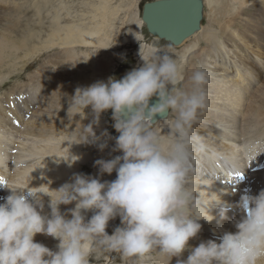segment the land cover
<instances>
[{"label": "bare ground", "instance_id": "obj_1", "mask_svg": "<svg viewBox=\"0 0 264 264\" xmlns=\"http://www.w3.org/2000/svg\"><path fill=\"white\" fill-rule=\"evenodd\" d=\"M137 1H81V14H75L74 19H65V23H61V19L64 18L63 15H54L57 24L54 20L49 22L46 38L40 42V45H37L33 44L32 41L36 34L28 28V25L27 32L22 33L23 35L17 38H11L12 33L10 31L13 29L9 26V22H13V20L10 17H16V13L23 11V9L27 10L30 2H34L35 11H44L51 0H2L5 6L0 4V14H2L0 15V82L3 83L6 75L1 70L4 66H10L16 62V59L19 58L18 50L23 47L26 48V51H30L35 48L58 46L71 49L66 54L73 55L75 59L81 55H83L81 58L86 57L88 60L96 58V61L93 60L95 66L92 65L93 68H91L94 69V74L97 76L93 82L84 79L83 76L77 80V75L74 78L76 80L72 81V75L67 74L69 79L72 78L70 82L65 78L59 80L58 83L61 85H58L61 87L55 89L57 83L52 85L48 82L50 79L48 73H39L40 71H38L34 73V76L30 74L31 76L26 78H31V82L24 83L26 82L24 81L7 91V93L10 92V96H13L9 97L11 100L6 105H0V197L5 199L11 194V190L2 184L6 182L9 187L14 188L26 187L28 184L29 187H40L55 198L56 189L65 183L73 182L74 174H83L84 168L86 169L83 167L84 161L91 157L89 155L90 149L86 150L88 152L84 151L86 145L89 146L91 143L79 142L77 139L84 126L92 125L94 127V132L100 137L99 143L108 145L111 142L106 140L105 135H102L106 132V128L102 124L104 111L99 115V126H95L93 121L97 117L91 107L89 109V106L86 107L84 112L83 109H80L81 115L76 114L75 116H73V110L69 109L68 111V108L78 87L86 88L96 83L99 81V75L102 74V71H108L114 60L122 62L127 59L129 54H132L128 50L118 51L116 46L108 47L111 46V42L112 44L117 43L119 38L114 28L120 19L121 12L125 13V18L129 17L127 14ZM202 1L205 5L211 6L213 12H221L224 8V3L220 5V0ZM238 1L243 5L248 3H245L244 0ZM251 3L255 5L256 9L253 10L252 17L255 21L252 23L249 21V24L255 25L256 31H250L249 34L246 33L248 27H242L238 22L239 18L230 17L228 11L224 15L227 22L216 32V28L213 27L220 24V21L218 20V23L216 19L219 16H214L212 24L209 22L208 25H205L203 23L204 6L200 29L180 44H173L157 34L151 33L154 41L180 49L178 51L180 60L185 59L186 65L184 91L190 92L192 90L193 85L190 78L194 71L202 69L208 73V83L205 85L208 107L198 114V121L193 124L191 133L206 145L207 153L205 155L193 153L191 162L195 171L191 176V181L193 189L198 190L194 193L195 196L198 197L199 191H201L202 198L211 199L217 195L220 202H212L208 209L210 214L215 217L212 221L209 222L204 219L198 221L202 228L196 237L189 240L192 247L209 239L220 242V237L224 232L235 233L238 230L236 223L244 217L243 208L240 205L241 198L245 195H252L253 191L258 192L257 195L264 191V55L261 56L262 51L256 43L259 38L264 36V0H250L249 4ZM67 5V3H61V9L68 12L71 7ZM143 6L139 25L141 28H147L143 20ZM243 11L244 9L239 13V17L243 16ZM34 16L41 20L40 27L44 26L42 25L44 24L42 18L45 15L42 17V15L35 14ZM243 19L247 22V17H243ZM16 23L18 22L16 21ZM122 24L124 25L125 22ZM139 36L141 35L135 34L132 38ZM139 40L142 41V39ZM83 48L91 51H83ZM93 49L104 50L105 52L99 53L102 55L99 56V59L98 55L93 58ZM142 49L144 48L141 46L140 50ZM32 53L34 52L32 51ZM134 53L139 54L136 51ZM152 53L149 50L147 55L151 56ZM169 55L175 61L176 53ZM261 57L262 60H259ZM138 62L139 65L136 69L145 63L143 60ZM98 70L100 72H97ZM238 77L243 80V85L238 83ZM63 82H67V84L62 86ZM244 83H246L245 87ZM51 85H55V87L51 89ZM180 85L179 82L177 86L180 87ZM15 94L23 98L16 99L17 95L14 96ZM56 94L67 101L68 104L63 107L64 109L52 101L51 97ZM174 119L175 113L169 110L166 119L157 120L152 127L158 129L162 136L168 137L170 131L168 121ZM113 122L116 123L114 116ZM107 150L98 148V159H113L111 155L107 154L109 152ZM75 156L78 159L71 163L76 158ZM98 159H95L93 163ZM234 162L237 165H234ZM233 165L238 168L234 169ZM92 173L94 174L93 177L98 179L105 174L103 176L100 174L98 166ZM32 190L37 191L38 189L33 188ZM41 197L44 203L43 213L50 212V197L47 194H41ZM59 207L61 213L65 214L67 219H71V213L67 210L74 208L75 202L68 205L61 204ZM221 207L228 209L227 218L223 220H220L219 215ZM84 212L82 210V215ZM34 240L45 246L48 245V248L49 245H53V238L45 234H36ZM189 251L186 249L181 256H173L170 264H177L178 260H186ZM152 255L155 264H167L168 258L166 256L157 252ZM133 259L137 263V259ZM144 261L149 263V260Z\"/></svg>", "mask_w": 264, "mask_h": 264}, {"label": "clouds", "instance_id": "obj_2", "mask_svg": "<svg viewBox=\"0 0 264 264\" xmlns=\"http://www.w3.org/2000/svg\"><path fill=\"white\" fill-rule=\"evenodd\" d=\"M160 52L164 54L154 51L148 59L142 58L143 66L123 78L110 77L106 83L78 88L71 98L68 111L72 109L73 116L91 106L97 117L94 122H98L100 113L113 110L114 127L120 133L113 151L123 155L98 159L95 165L101 175L115 170L114 181L74 174L73 182L56 189L55 198L40 187L14 188L2 183L11 194L0 203V264H90L95 247L138 259L157 252L168 258L167 264L186 249L190 250L187 259L177 264H264V191L241 198L247 214L236 223L235 233L224 232L220 242L209 239L195 247L189 244L201 231L198 221L215 218L208 210L212 202H220L217 195L202 198L201 191L195 196L198 190L191 181L193 153H207L206 145L191 133L198 114L208 107V73L194 71L190 92L174 90L178 67L167 52ZM154 95L160 102L149 108ZM168 110L175 113V119L168 121L169 136L164 137L152 127L153 118L167 113L166 119ZM77 139L96 143L100 137L88 125ZM106 146L98 144L100 150ZM41 194L50 197V216L42 214ZM72 202L75 207L67 210L71 213L67 219L59 206ZM82 210L95 212L85 222ZM227 211L221 207L220 220L227 218ZM117 216L122 226L109 235L108 222ZM38 233L57 239L58 250L35 242Z\"/></svg>", "mask_w": 264, "mask_h": 264}, {"label": "rangeland", "instance_id": "obj_3", "mask_svg": "<svg viewBox=\"0 0 264 264\" xmlns=\"http://www.w3.org/2000/svg\"><path fill=\"white\" fill-rule=\"evenodd\" d=\"M61 1H63V2H61ZM65 1H67V2H65ZM81 1H85V0H51V3L50 4L48 3V5L46 6V10H44V11L42 10L41 12L35 11L34 2H30L29 5L27 6V8L29 7L27 10L23 9V11L16 13V17H13V16L10 17L14 22V23L9 22V26L12 27V29H13L10 31V33H12L11 38L12 39L17 38V37L23 35L25 32H27V30H28L27 25H28V28L31 29L36 34V36L33 38L34 40L32 39L33 44H37V45L39 44L40 45V42L43 41V39L46 38V36H47V31H48V27H49L47 25H49V22L51 20H54L55 24H57V20L55 18L56 16L55 17H53V16L54 15H63L64 18L61 19V23H65V21H66L65 19H69V20L71 18L74 19V16H76L77 14H81V12H80L82 9L81 8L82 7ZM146 1H152V0H138L137 2H135L133 8L127 14L129 17L125 18V13L121 12L120 19H123V20L119 19L116 22V25L114 28L116 33H118L119 38L117 40V43L114 42L112 44V42H111V46L108 48H113L116 46L117 47L116 50H118V51L128 50V52H130L132 54H129L127 59L122 61V62L114 60L110 65L111 67L108 68L109 69L108 71H105V72L102 71V74L99 75L98 80L106 83L110 77H113L116 79H121L128 72L132 71L134 68L136 69V67H138V65H139V64H137V62L143 60L142 59L143 57H144V59H146L147 57H150L149 55H147V52L149 50H151L152 52H154V51L158 52V55H163L164 53L160 52V51H164V52H167L168 54H171V55L172 54L175 55V53H176L175 63L177 62L176 65H177V67L179 66L178 70H179V77L180 78L177 80V83H176V85L173 86V88H174V90H177V91H181V90L184 91L183 86H184V79H185V74H186V71H185L186 65H185V59L182 61L180 60L181 57H180V53L178 52V51H180V49L172 47L166 43L154 41L153 36L151 35V33H149L147 31V28L146 27L141 28V26L139 25V22L141 19L142 6ZM244 1H245V3L248 2L247 5L241 4L240 1H238V0H223V1L220 0V3H221L220 5H222L224 3V5H223L224 8L221 10V12H219V11L213 12L211 9V6L209 7V6H207V4L206 5L204 4L205 16L203 15V17H204L203 23L205 25H208L209 22H210V24H212L214 21V16H219V17H216V19H217V21L218 20L220 21V24L213 27L214 29L216 28V32H217L218 31L217 29L221 28V26L225 25L224 23L227 22V20L224 19V15L229 12L230 17L239 18L238 22L242 27H248L246 30L247 31L246 33L249 34L250 31L255 32L256 31L255 25L249 24V21L251 23L253 21H255L254 18H252L254 11L256 10L254 7L255 5H252V3L249 4L250 0H244ZM0 2H1L0 4L2 6H5V3L2 2V0H0ZM61 3H65V4L67 3L68 4L67 6L71 7L68 10V12H67V10L63 11L61 9ZM59 5H60V7H59ZM32 6H33V8H32ZM244 6H245V8H244ZM246 6L249 8H247ZM242 9H244V11L246 13L243 11V16L239 17V13L241 12ZM233 11H235V12H233ZM36 12L39 15H42V17L45 15L42 18V20H43L42 22L44 23V24H42V25H44L42 27H40V24H41L40 21L41 20L39 19V17L34 16L35 14L38 15ZM250 13H251V16H250ZM0 15H2V14H0ZM51 17H53V18H51ZM243 17L244 18L247 17V20H246L247 22H245L244 19L242 20ZM16 21L18 23H16ZM83 21H86V20H83ZM219 21H218V23H219ZM123 22H125L124 25L122 24ZM242 22H245L244 23L245 25ZM45 23H46V25H45ZM14 24H15V26H14ZM240 25H239V27H240ZM135 34L137 36L138 35H141V36H139L137 38H132L133 35H135ZM139 39H142V41H140ZM121 42H123V43H121ZM256 43H258V48L262 51L261 56L263 57V55H264L263 54L264 53V36L261 39L259 38ZM115 44H117V45H115ZM241 45H242V43H241ZM141 46L144 49L140 50ZM241 47L244 48V46H241ZM39 49L40 48H35L34 50L31 49L30 50L31 53H30L29 50L26 51L25 47L20 48L18 50V54H17L19 56V58L16 59V62L11 64L10 66L6 65L8 67H6V66L3 67L1 72L5 73L6 75H5V79H4L3 83L0 82V101L2 100V102H0V105H6L11 100L9 97L13 96V95L10 96L11 95L10 92L7 93V91L12 89V87H15V86L23 83L24 81H26L24 83L31 82V80H30L31 78H29V79H26V78H28L32 74H33L32 76H34V73H36L38 71H40L39 73H48V78H50V79H48V82L50 84L53 85V84H55V82L57 83V84H55L56 87H55V85L54 86L51 85L52 86V87L50 86L51 89L53 87H55V89L60 88L61 86H59V85H61V84H59L58 81L64 80V78H65V80H68L70 82V79H72V78H73L72 79V81H73L76 79L78 80L79 77L83 76L84 79H86L90 82H93L95 79V76H97L94 74V69H92L93 68L92 65H94V61H96L95 56L98 55V59H99V56L101 57L102 56L101 54L105 52L104 50L98 51L96 49H93L92 54L94 55L93 58H95V59L88 60V59H86V57L81 58L83 56V55H81V56L77 57L78 59L79 58L80 59L78 60L76 58L77 59L76 60L73 57V55H70L69 53H68L69 55L66 54V52L68 50H71V49H67V48L64 49V48L58 47V46H53V47L49 46L48 48L47 47L41 48L40 51H39ZM77 50L80 51L79 49H77ZM88 50L89 49L83 48V51H88ZM28 51H29V53H28ZM32 51L34 53H32ZM89 51H91V50H89ZM135 51L138 52L139 54L134 53ZM96 52H98V53L96 54ZM99 53H101V54H99ZM177 53H179V54H177ZM262 57H261V59L259 58V60H262ZM138 63H140V62H138ZM97 72H100V71L98 70ZM81 73H82V75H81ZM67 74H70V76L72 75L71 76L72 78L70 77V79H69V76ZM76 75H77V78L75 77ZM74 78H76V79H74ZM240 79H241L240 77L237 78L238 83L243 85V80L242 79L240 80ZM179 82L181 84L180 87L177 86V84ZM63 84H67V82L66 83L63 82L62 86H63ZM245 84L246 83H244V87H245ZM167 87L170 90L172 88V85L169 84ZM6 94H8V95H6ZM16 95L17 94H15L14 96H16ZM56 95L51 97L53 100L52 99H50V100L55 101L57 103V106H61L60 108L64 109L63 107L68 104L67 101L64 100V98L61 97L60 95H58V94H56ZM16 97H17L16 99L23 98L20 95H17ZM3 100H4V102H3ZM20 105L23 106V104H20ZM90 107L91 106H89L88 109ZM96 120L97 119L95 118L94 121H96ZM102 122H103L102 123L103 126H105V128H106V133H107V135H105L106 140L111 141L110 143H108V145L104 149H108L107 151H109V152H107V154L111 155V158H115L116 156H122L123 155L122 151H120V150L113 151L115 144H116V137H118L120 135V133L114 127L113 114L111 112V109L104 111V120ZM94 125L99 126V122L98 123L94 122ZM92 128H94V127H92ZM18 141H20L19 138H18ZM17 142L15 143L16 145H17ZM98 143H99V141H97L96 143H91L89 146L86 145V147L84 149V151L90 149L89 155L91 156L89 159H86L84 161V164H83L84 166L82 165L83 167H86V169L84 168V172H83V174L86 176H90V177L94 176V174L92 172H94V170L96 169V165L93 162L95 159H98V155H99V153L97 152V149L99 148L97 146ZM86 152H88V151H86ZM237 163H239V162H237ZM233 164L235 165L236 162H234ZM234 165L232 167L234 169H237L238 167L234 166ZM93 167H95V168H93ZM92 169H93V171H92ZM102 176H103V174H102ZM116 178H117V172L114 170L111 174L105 173L104 176L100 178V180H101V182H111V181H114ZM253 193L256 196L258 192L256 193V191L255 192L253 191L252 195H250V196H254ZM0 202H1V197H0ZM94 212H95V210H87L84 212L83 215L85 216V222H87L91 218V216L94 214ZM42 214H47L50 216V212H45V213L42 212ZM120 226H122L121 220H120V217L117 216L116 218H114L108 222L106 232L109 235H111V234H113L114 230ZM51 238H53V237H51ZM58 243H59V241L57 239L53 238V245L52 246L49 245L50 246L49 248L52 249L53 251L58 250V248H57ZM53 246H54V248H53ZM47 247H48V245H47ZM152 254L149 257L143 258V260L142 259L139 260L138 258H136L137 259V263H136L135 259H133L135 257L127 258V257H123L119 253L109 252V251L104 250L102 248L95 247L91 251V254L89 257V262H90V264H135V263L136 264H139V263L140 264H142V263L147 264V262H145L144 260H149L148 262L150 264H155V260L153 259ZM103 259H105V260L102 262Z\"/></svg>", "mask_w": 264, "mask_h": 264}, {"label": "water", "instance_id": "obj_4", "mask_svg": "<svg viewBox=\"0 0 264 264\" xmlns=\"http://www.w3.org/2000/svg\"><path fill=\"white\" fill-rule=\"evenodd\" d=\"M203 6L202 0L146 1L143 6V20L149 33H155L173 44H180L200 29ZM159 102V96L154 95L149 100V108ZM166 114H156L154 122L164 118ZM122 118L126 119L127 115L122 114Z\"/></svg>", "mask_w": 264, "mask_h": 264}]
</instances>
